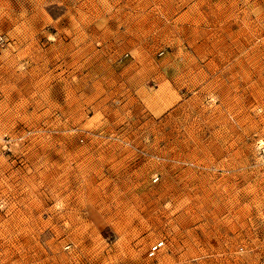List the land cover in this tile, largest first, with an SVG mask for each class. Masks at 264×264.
<instances>
[{"label":"rangeland","instance_id":"374dc122","mask_svg":"<svg viewBox=\"0 0 264 264\" xmlns=\"http://www.w3.org/2000/svg\"><path fill=\"white\" fill-rule=\"evenodd\" d=\"M0 264H264V0H0Z\"/></svg>","mask_w":264,"mask_h":264},{"label":"bare ground","instance_id":"6f19581e","mask_svg":"<svg viewBox=\"0 0 264 264\" xmlns=\"http://www.w3.org/2000/svg\"><path fill=\"white\" fill-rule=\"evenodd\" d=\"M211 87V86H210ZM195 88V87H194ZM204 88V87H203ZM216 106V105H215ZM231 107V106H230ZM229 107V108H230ZM238 107V106H237ZM222 108V107H221ZM233 108V107H232ZM227 110V109H226ZM233 110V109H232ZM237 110V109H236ZM243 110V109H242ZM234 112V111H233ZM233 114V113H232ZM236 114V113H235ZM217 115V114H216ZM216 117V116H215ZM224 120V119H223ZM212 121V120H211ZM220 122V121H219ZM222 122V121H221ZM240 130V129H239ZM245 131V130H244ZM237 133V132H236ZM242 133V132H241ZM238 135V134H237ZM239 136V135H238Z\"/></svg>","mask_w":264,"mask_h":264}]
</instances>
